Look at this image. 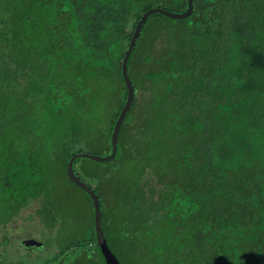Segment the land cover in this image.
<instances>
[{"label": "trees", "instance_id": "1", "mask_svg": "<svg viewBox=\"0 0 264 264\" xmlns=\"http://www.w3.org/2000/svg\"><path fill=\"white\" fill-rule=\"evenodd\" d=\"M150 9L183 14L188 0H0V264H106L67 166L84 139L111 155L122 63ZM127 76L115 158L73 165L111 252L120 264H264V0L152 14ZM20 219L59 232L32 247L19 225L23 254L7 229Z\"/></svg>", "mask_w": 264, "mask_h": 264}, {"label": "water", "instance_id": "2", "mask_svg": "<svg viewBox=\"0 0 264 264\" xmlns=\"http://www.w3.org/2000/svg\"><path fill=\"white\" fill-rule=\"evenodd\" d=\"M154 13H163V14H165L169 17H172L174 19H184V18L190 16L192 13V0H188V10L183 14L169 13V12L163 11L161 9H150L141 18V20L138 22V24L136 26L134 35L131 39L129 50L127 51L126 56H125L123 63H122L123 76H124V81L126 83V87L128 90V97H127L126 104H125L124 108L122 109V112H121V114H120V116L116 122L115 128H114L113 137H112V145H113L112 153H111V155H109L107 157L93 156V155H88V154H77L71 158V160L69 161L68 166H67V173L69 175L70 180L73 183H75L78 187H80L84 192H86L90 196V198L93 202L94 216H95V231L97 234L96 246L101 250V253L105 259L106 264H120V262L118 261V259L115 257V255L109 249L107 241H106L104 234H103V231H102L100 201H99L98 196L95 194V192L92 191L89 187H87L84 183H82L75 176L74 171H73V165L77 159H84V158L86 159L87 158V159L96 161L98 163H104V162H109L115 158L118 133H119V130L123 124V121H124L126 115L128 114L129 110L131 109V107L133 105V101H134V90L132 87V83L127 76V62H128L129 57H130L131 51L133 50V48L136 44V41L140 35L141 28H142L143 24L145 23L147 18ZM23 244L27 245V246H32V247H38L39 246L35 242H33V240L24 241Z\"/></svg>", "mask_w": 264, "mask_h": 264}, {"label": "rangeland", "instance_id": "3", "mask_svg": "<svg viewBox=\"0 0 264 264\" xmlns=\"http://www.w3.org/2000/svg\"><path fill=\"white\" fill-rule=\"evenodd\" d=\"M105 106H106V104H101L100 105V110L101 109L104 110ZM107 107H108V110H107L106 113L108 115L112 114L113 110L116 109V102L111 99V102L107 105ZM81 144H82L81 148H84L85 151H86L85 153H81V154H88V155H93V156L107 157L106 155H107L108 148H107V143L105 141L100 143L97 139H94V140L84 139V142H81ZM89 152H91L92 154H90ZM127 161H128V159H127ZM80 164L86 166L89 170H93L96 167V165L93 162H91V160H87V159H82ZM131 174H132V172H131V170L128 167V172L126 171V174L123 175L124 179H126V181L129 180L131 178V176H129V175H131ZM35 209H37V206H34L31 210H35ZM63 214H64V211L62 213H60L59 216H62ZM60 219L61 218H59L58 220L60 221ZM50 223H51L50 221L42 223V225H44L45 227H40V229L36 231L37 223H35V222L26 223V221L20 219L19 222H17V221L15 222L14 226H10V228H7V229H10V232H12V230H15V235L16 236L18 235L19 241H14L15 246H19V243L21 241L27 240L28 238L33 239L34 242L38 241V242H41V243H47L46 239L49 238V237H52L53 234L58 231L57 227L50 228L48 226ZM19 225L21 227H25L27 225L29 226V228L26 229L27 233H28V235L26 237H28V238H26L25 235H23V232L25 231L24 229L18 228L16 230V228ZM74 229H75V231L79 230V228H77L76 226L74 227ZM2 234H3V231L0 230V236ZM42 235H43V237H42ZM62 235H63V237H66V235H67L66 231L65 232L62 231ZM21 246H19V247H20V251L23 254H27L29 252L33 253V251H28V250H27L28 252H26V248H28V247H21ZM50 249L51 248H46V250L44 252L45 253V255H44L45 257H50L49 256L50 254H53V253H55L57 251V249L56 250L52 249L51 250L52 252H51V251H49ZM47 251H48V254H47Z\"/></svg>", "mask_w": 264, "mask_h": 264}]
</instances>
